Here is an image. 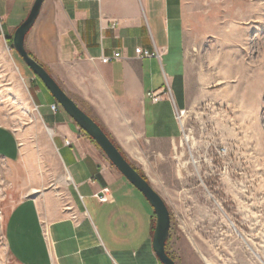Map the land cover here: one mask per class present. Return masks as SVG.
<instances>
[{"label":"crops","instance_id":"obj_1","mask_svg":"<svg viewBox=\"0 0 264 264\" xmlns=\"http://www.w3.org/2000/svg\"><path fill=\"white\" fill-rule=\"evenodd\" d=\"M187 1L45 0L25 46L160 195L152 176L165 163L182 159L186 144L177 111H189L192 103L185 53L192 9ZM34 2L0 0V31L11 36ZM137 48L160 57L140 58ZM117 53L121 58H114ZM102 56L112 61L104 64ZM162 89L171 97L154 103L149 94ZM35 90L36 98L44 100L33 99L34 104L52 132L69 182L64 180L59 196L36 191L38 197L20 201L8 213L4 232L9 253L20 264H161L152 247L153 218L150 236L131 253L73 241L94 222L87 200H96L99 210L107 206V217L125 223L129 234L140 231V211L130 203L136 196L129 182L96 142L42 86ZM54 104L59 106L56 114L50 110ZM19 148L15 133L0 126V156L16 159ZM105 189L107 202L96 198Z\"/></svg>","mask_w":264,"mask_h":264},{"label":"rangeland","instance_id":"obj_2","mask_svg":"<svg viewBox=\"0 0 264 264\" xmlns=\"http://www.w3.org/2000/svg\"><path fill=\"white\" fill-rule=\"evenodd\" d=\"M187 2L192 103L184 130H191L193 148L185 141L182 159L152 176L171 212L167 251L177 264H264V0ZM13 37L0 31V126L20 144L18 158L0 156V264H20L5 240L8 213L38 197L35 191L59 196L69 179L34 104L42 98L35 86L50 92L13 48ZM223 146L228 155H214ZM129 185L140 231L129 234L125 223L107 217V206L99 210L87 200L94 222L73 241L128 253L138 248L150 236L154 210Z\"/></svg>","mask_w":264,"mask_h":264},{"label":"water","instance_id":"obj_3","mask_svg":"<svg viewBox=\"0 0 264 264\" xmlns=\"http://www.w3.org/2000/svg\"><path fill=\"white\" fill-rule=\"evenodd\" d=\"M45 0H35L26 20L13 33V48L21 56L27 67L42 82V85L50 92L58 105L62 107L78 126L90 136L98 147L107 156L112 165L127 179L129 184L134 186L146 198L153 208L156 216V227L153 233V250L161 264H177L167 251V243L170 237L172 218L168 204L162 196L152 187L136 168L125 158L122 152L102 129L86 112L76 104V102L67 96L58 82L47 72L46 68L40 64L28 52L26 39L28 33L32 30L38 20Z\"/></svg>","mask_w":264,"mask_h":264},{"label":"built area","instance_id":"obj_4","mask_svg":"<svg viewBox=\"0 0 264 264\" xmlns=\"http://www.w3.org/2000/svg\"><path fill=\"white\" fill-rule=\"evenodd\" d=\"M0 21H1V18H0ZM136 53H137L136 55H138V57H140V58L155 57V55L160 57V54H158V53L152 54L148 51L143 50L142 48H137ZM120 55H121V53H117L114 55V58L115 59L121 58ZM101 61H102V63L107 64V63H110L112 61V58L102 56ZM149 95H150V97L154 103H158L159 101H161L165 95L171 97V93L167 90H164V89L158 90L157 92L156 91L151 92ZM58 109H59V106L57 104H54L51 106L50 110H52L56 114L58 112ZM188 116H189L188 110H178L177 111V117L176 118L179 120V122L182 126L183 135H184V142L186 141L185 143L190 142V140H189L190 137L188 135H189L191 130H189L188 132H186V130H184L185 129V123H186ZM191 141H192V139H191ZM67 144L70 145V142L68 141ZM227 153H228V148L223 146L221 148H216L214 155H217L219 158H224L228 155ZM108 192H109V190L105 189L102 192V195H97L96 198H99L101 201L107 202L108 198H106V197H107Z\"/></svg>","mask_w":264,"mask_h":264},{"label":"trees","instance_id":"obj_5","mask_svg":"<svg viewBox=\"0 0 264 264\" xmlns=\"http://www.w3.org/2000/svg\"><path fill=\"white\" fill-rule=\"evenodd\" d=\"M42 84V83H41ZM110 138H111V136L110 135H108ZM111 140L114 142V140L111 138ZM115 143V142H114ZM116 146V145H115ZM118 147V146H117ZM119 148V147H118ZM140 174L145 178V179H147V177L143 174V173H141L140 172ZM148 181V180H147ZM154 217H156L155 216V213H154V215H153V219H154ZM155 227H156V224H154V226H153V231L155 230ZM154 233V232H153ZM169 241V240H168ZM167 245H168V243H167ZM166 245V246H167Z\"/></svg>","mask_w":264,"mask_h":264},{"label":"bare ground","instance_id":"obj_6","mask_svg":"<svg viewBox=\"0 0 264 264\" xmlns=\"http://www.w3.org/2000/svg\"><path fill=\"white\" fill-rule=\"evenodd\" d=\"M48 133H49V136L52 135V132H51L50 130L48 131ZM50 137H51V136H50ZM35 192H36V191H35Z\"/></svg>","mask_w":264,"mask_h":264}]
</instances>
